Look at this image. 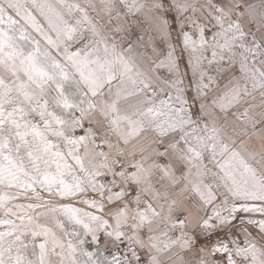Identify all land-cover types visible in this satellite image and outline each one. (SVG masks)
Here are the masks:
<instances>
[{"label":"snow or ice","instance_id":"1","mask_svg":"<svg viewBox=\"0 0 264 264\" xmlns=\"http://www.w3.org/2000/svg\"><path fill=\"white\" fill-rule=\"evenodd\" d=\"M0 264H264V0H0Z\"/></svg>","mask_w":264,"mask_h":264}]
</instances>
